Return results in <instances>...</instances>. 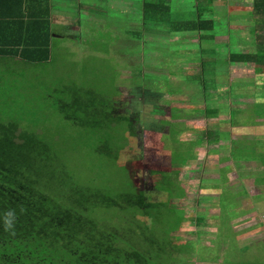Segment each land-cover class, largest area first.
I'll return each instance as SVG.
<instances>
[{"label": "trees", "instance_id": "obj_1", "mask_svg": "<svg viewBox=\"0 0 264 264\" xmlns=\"http://www.w3.org/2000/svg\"><path fill=\"white\" fill-rule=\"evenodd\" d=\"M252 1V10H258L257 4L263 0ZM26 2L25 7L15 1L17 10H25V13L12 15L10 33L0 31V209H22L14 232L0 231V264H181L182 258L186 259L195 249L188 239L172 235L183 218L178 210L166 206L174 196L173 188L166 189L168 199H161V204L145 206L141 200L143 190L129 187L119 194V201L118 193L101 194L97 189L101 185L96 176L93 178V170H77L75 161L83 147L100 153L101 145L107 160L118 163L120 151L125 147L130 149L129 143L111 139L116 148L109 153L104 135L118 134L107 127L120 119L125 122L128 119L118 112L119 100L114 97L99 99L95 91L78 94L70 91V86L59 89L62 95H54L57 81L52 79V73L55 69L47 67L55 51L49 0ZM148 5L157 7L153 2ZM144 11L147 14L153 10ZM158 11L153 12L154 17H158ZM191 21L193 28L201 24L199 11ZM203 21L208 25L209 20ZM250 55L242 52L241 56L233 53L229 57L241 60ZM56 77L63 81L61 76ZM77 139L80 141L76 142ZM122 140H128L124 131ZM75 142L79 146H74ZM135 155L132 153L125 158L126 162L133 159L130 163H134ZM157 169L152 171L153 175ZM135 171L138 170L131 166L130 173L135 175ZM160 175L163 183H154L156 189L165 190L163 186L167 181L175 185L173 174L167 179ZM133 182L137 183L134 178L130 183ZM225 199L224 192V205L219 208L218 217L230 208ZM195 204L198 205L197 200ZM124 207L126 209H122ZM167 208L173 218L155 222L146 245L139 238L142 232H136L138 218L135 214L151 218ZM203 219L204 215H196V224ZM224 221L228 222L229 233L242 225L240 222L231 224L227 218ZM255 226L249 224L241 228L240 241L248 240L243 238L244 231L248 230L247 235ZM225 260L228 261V257Z\"/></svg>", "mask_w": 264, "mask_h": 264}, {"label": "crops", "instance_id": "obj_2", "mask_svg": "<svg viewBox=\"0 0 264 264\" xmlns=\"http://www.w3.org/2000/svg\"><path fill=\"white\" fill-rule=\"evenodd\" d=\"M15 1L0 0V31L2 34L10 33L11 26L9 25L12 24V15L25 13V10H17ZM100 1L103 5L107 0ZM111 1L115 2L116 0ZM129 1L130 7L126 5V10L133 9L131 7L132 0ZM158 1L136 0L138 22L139 16L143 25L150 21L152 35L159 32L165 34L168 30L172 31V28L176 29L179 37L184 40L179 45L184 53L194 51L191 49L195 47V50L201 48L202 36H209L212 39L208 40L209 46L206 49L212 52L213 56L210 59L215 62H209L206 65L202 58L194 72H191V64L195 63L196 60L178 64L179 73L171 81L170 90L176 89L178 95L183 94V97L178 96L176 98V105L172 102V99L175 98H171L167 102L162 101L161 106L166 110L165 114L159 112L158 106V111H155L156 106H153L152 103L154 102L150 101L153 113L150 135L154 136L159 132L163 138V134L168 132L171 126L176 125L179 131L177 136L173 137V143L180 142L191 147L189 152H182L171 146L163 147L165 151L162 150V152L168 160L166 163L168 169H157L156 175L169 174V178H172L173 174L175 185H171L167 181L163 186L165 190H160L156 189V185L152 183V192L154 194L161 192V199H164L163 194L167 192L166 189L173 188L174 196L172 198L176 200L177 204L188 205L197 200L200 206L210 207L211 210L213 208L219 210L224 205L222 199L225 192L227 198L225 200L230 203L231 211L236 210L233 211L236 214L228 218L229 222L231 224L240 222L244 227L249 224H256V228L247 235L248 230L244 231L243 238L257 237L264 240V155H262L264 154V0L257 4L258 10H252V0H222L224 2L221 8L218 6L217 0ZM18 2L20 4L22 2L26 7V0H18ZM150 2L157 3V7H150L148 5ZM49 4L51 9L50 23L53 30L55 18L61 17L58 10H62L61 8L66 5V0H49ZM36 5L42 6L41 3ZM72 6L73 8H70V3L68 4V8L76 10V15L80 18L86 17L87 12L92 11V9H88L91 6L89 0H82V2L72 0ZM147 9L159 10L162 14L154 17L153 12L145 13L144 10ZM166 10H169V14L178 11L180 22L174 25L175 28L172 25L174 21L169 23L170 20L174 19L165 16ZM211 10L216 12L219 20L226 22L227 32H222L223 26L218 24L219 20L215 21L216 29L210 31L214 26V22L208 18V13ZM198 11L202 21L197 28H193L194 23L191 20L197 17ZM154 19H156V23H153ZM204 19L209 20L208 25L203 21ZM90 20L92 21L91 17ZM138 22L136 26H138ZM77 23L78 25L72 28L75 31L80 29L78 20ZM144 31H146V27L142 31L134 30L136 37H138L135 39L136 53H133L131 49L133 60L130 61V66L120 69L124 73L121 74L123 78L141 77L145 81H151L153 76H156L155 71L162 72L160 68L164 64L169 66L166 62H160L162 63L160 68L154 66V64L160 63L154 62L153 55H150V62L143 64L142 59L139 62V58H142L141 49L145 46L143 42H139V37ZM131 32L134 35L133 29ZM230 33H235L234 39L231 38ZM225 35H227V41L223 39ZM131 40L133 39L131 38ZM203 40L206 41L207 39L204 38ZM138 42L139 45H137ZM161 44V42L158 43L150 39L151 47H157L159 50ZM242 52L252 55L247 59L241 58V60L237 57L231 60L229 57L233 53H238L241 56ZM139 53H141L140 57ZM133 63L141 66L133 67ZM217 76L219 81L225 77V81L222 83L225 85L224 87L213 85L217 83L215 81ZM140 84L143 85L144 83L137 82L135 85L132 83L130 85L131 91L138 94L141 89V92L154 95L155 91H150V86H139L137 89L136 85ZM208 87H213L209 93L200 90ZM187 92L198 94L208 99V102L204 99L202 108L186 107L184 101L187 99ZM219 96L222 99L220 102H216ZM252 106H257V111H252L250 109ZM179 109L182 110L181 114L176 116V111ZM153 139L154 137L150 139V142ZM158 143L164 145L163 141H158ZM259 150H263V153H255ZM209 155L213 156V159H210ZM118 157V163L122 162L124 157ZM152 175L150 169V176ZM150 187L152 186L150 185ZM252 189L254 192L250 193ZM152 192L147 191L150 194H153ZM147 193L145 206H150L148 205L150 204V197ZM189 199L191 200L189 201ZM237 214V219L240 220L233 219ZM216 220L218 224L222 221L221 219Z\"/></svg>", "mask_w": 264, "mask_h": 264}, {"label": "rangeland", "instance_id": "obj_3", "mask_svg": "<svg viewBox=\"0 0 264 264\" xmlns=\"http://www.w3.org/2000/svg\"><path fill=\"white\" fill-rule=\"evenodd\" d=\"M80 1L82 2V0ZM158 2H163V0H159ZM216 2H218V6L221 8L224 1L217 0ZM69 3L70 8H73L72 0H66V5L61 8L62 10H58V12L61 14V17H56L55 22L53 23V31L55 32L53 47L55 51L51 54V60L47 64V67L48 69H55L52 73V79L57 81L54 95H62L59 89L64 86H70V91L78 94L85 93V91H95L94 94H96L97 98L99 99L101 97H114L119 100V102L116 103L117 110L128 120L125 122L120 119L119 121L114 122L111 126L107 127L109 130L117 131L118 134H112L109 132L108 134L104 135V137H106L104 139V143L108 149H110L109 153H112L116 148L113 147L114 143L112 140H115L118 143H129L128 146L130 149L125 147L119 153V156L124 157L122 160L124 163L132 153L133 155L136 154L134 157V163H130L134 161L131 159L130 161L126 162L125 165L119 166L118 164L107 160L106 154H104L101 150V145L100 153L97 151L96 153L92 152L90 147H83L78 160L75 161L76 165H78L77 170L79 169L86 172L90 169L93 170L94 174H92V176L93 178L94 176L98 178L101 187L100 189H97L101 191V194H104L108 191L112 192L113 194L118 193L116 199L119 201L121 200L119 194L124 192L129 187L134 188L135 186L137 190H143V198L141 200L145 205L147 200V191H153L152 183L159 182V185H161L160 183H163V180L160 179L159 175H152V177H150V169L151 171H154L157 168L168 169L166 165L168 160L162 152V150L165 151L163 147H175L177 150L182 152H189L191 147L180 142L173 143V137H176L179 131L176 125L171 126L170 130L163 134V138L159 132H157V134L154 136L150 135V127L141 128L138 126L137 113L134 110L129 111V109L132 107V102L134 99H138L141 102H154L152 103L153 106H156L154 110L158 111V106L159 112L164 114L166 110L161 106L162 101L167 102V100L175 98L172 99V102L176 105V98L179 95L176 92V89L173 88L170 90V84L174 79V76H178V64H185L196 60L195 63L191 64V72H194L202 58L204 59L206 65H208L209 62H215L213 59H210L213 56L212 52L209 49H206L209 46L208 40H211L212 38L207 35H203L202 38L207 40L204 41L202 39V46L199 48L201 49L200 52L199 49L195 50V47L191 49L194 51L184 53V51L181 50L179 46L184 40L179 37L176 29L172 28V31L168 30V32L165 34L159 32L155 35H152L150 32V21L144 23L143 25L141 17L139 16L138 22V16L136 14V0H132V10H126V5L130 7L129 0H120V2L119 0H116L115 2L107 0L103 5L100 0H89V5L91 6L88 9H92V11L87 12V16L82 18L76 15V10H70L68 8ZM155 11L156 10H153L152 12ZM161 14L162 13L160 11L156 13L157 16ZM90 17L92 18V21L90 20ZM167 18L174 19V24L172 23L174 28V25L176 24L175 21L180 22V20H178L180 19L178 11L170 12ZM208 18H211V21L214 22L213 29L210 30L214 31L216 29L215 21L219 20L216 16V12L214 10L209 11ZM77 20L80 24L79 31L72 29L78 25ZM137 22L138 26H136ZM156 22V19H154L153 23ZM171 22L172 21L170 20L169 23ZM218 24L223 26L222 32L228 31L226 28V22L220 19ZM144 27H146V31H144L146 33L142 32V36L139 37V42H143L145 46L141 49L142 58L140 57L141 53H139V62H141L142 59V63L146 64L150 62V55H153L154 62H166L169 66L165 64L162 66V63L154 64V66L158 68L162 66V68H160L162 72L155 71L156 76H153L151 81H145L141 77H133V79L123 78L121 77V74L124 73H122L120 69L129 67L130 61L132 62L133 60L132 51L133 53H136L135 39H138V37H136V31L134 32V30L138 29L139 31H142ZM132 29L134 35H132ZM194 34V36H196V33ZM230 36L232 39H234L236 35L235 33H230ZM131 38L133 40H131ZM150 39H153L158 43H162V46H159V50L157 47L150 46ZM223 39L227 41V35H225ZM192 40H194V38H192ZM139 42L137 45H139ZM133 64V67L141 66L138 64L136 65L135 63ZM56 76H61L63 81H59ZM217 78L218 76L215 79L217 83H214L213 85L224 87L225 85L222 83L225 81V77L221 81H219ZM137 82L144 83L143 85H136L137 89L139 86H150V91H155L154 95L152 96L146 92H141V89L138 94L132 92L130 85L132 83L135 85ZM212 88L213 87H208L207 89L200 90L208 91L209 93L211 92ZM191 93L192 92H187V99L184 101L186 104L185 106L202 108V103L204 102L205 98L198 94ZM179 97H183V94H181ZM217 99L218 101L216 102H220L222 97L219 96ZM205 101L208 102V99H205ZM250 109L252 111H257V106H252ZM181 111V109L177 110L176 116H179ZM59 119L62 121L61 117H59ZM63 123L65 124V121H63ZM69 123L72 122L69 121ZM127 126L128 130L126 129ZM123 131L124 134L128 136L129 140H122ZM119 133L121 140L119 139ZM84 134L87 133L84 132ZM59 135L64 136L65 134ZM152 137H154V139L152 142H150ZM161 139L164 145L158 143V141L162 142ZM78 141L80 140L77 139L76 142ZM95 141L96 138L94 137V142ZM76 142L74 146H79ZM255 153L262 154L263 150H259ZM139 155H141V158H139ZM209 158L213 159V156L209 155ZM164 161L165 163H163ZM130 165L132 166V169L135 168L138 170L135 171V175H132L134 172L130 173ZM164 175L167 179L169 174H162L160 176L162 177ZM179 176L180 172L178 174V178ZM183 177L187 178L186 176ZM132 178H134L137 183H130ZM150 185L152 187H150ZM252 192H254L253 189L250 190V193ZM152 193L153 194L147 193V195L150 197V205L154 204L157 206L158 204H161L160 200L162 198V193ZM163 195L164 198L168 199V196H166L165 193ZM190 200L191 199H189V201ZM162 205L165 206L166 204ZM166 206L173 207L174 209L178 210L179 214H182L183 217L178 230L173 232L172 235L178 236L179 239H188L191 243H194L195 252L187 254L186 259L182 258L180 262L181 264H264L263 239L250 238L248 240L240 241V238L243 236V232H240L239 230L244 227L243 224L238 226L235 230H232L230 233L229 230H227L226 226H228V222L226 221L227 224H225L224 219H228L233 216L229 213L231 208H226L227 213L219 215L218 217L216 216V214L219 212L217 208H213V210H211L210 207H204V205L200 206L199 204L196 205L194 202L188 205H184L182 203L179 205L176 203V200L172 198L169 200V202H167ZM122 209L126 208L124 207ZM233 211L236 210L233 209ZM196 215H204V219L199 224H196L195 222ZM126 217L127 219H133V217ZM167 217L168 219L165 220ZM237 217L238 214L235 215L233 219H237ZM135 218H138L135 221V225L137 227L136 232H142V235L139 238L143 239L147 245L150 241L149 230L155 224V222H160L161 220L169 221L173 218V215L168 213L167 208L161 210L159 214H154L150 220L146 214L140 213H136ZM216 219H221L222 221L220 223L222 225L218 224ZM221 239L224 240L225 243L223 242L220 244L219 241ZM223 245H225L224 249ZM220 248L223 249V251ZM225 257H228V261L225 260Z\"/></svg>", "mask_w": 264, "mask_h": 264}, {"label": "clouds", "instance_id": "obj_4", "mask_svg": "<svg viewBox=\"0 0 264 264\" xmlns=\"http://www.w3.org/2000/svg\"><path fill=\"white\" fill-rule=\"evenodd\" d=\"M133 110L137 113V122L141 128H148L151 126L153 123V113L150 102H141L138 99H134L129 111ZM20 211H22V209H16L13 207L0 209V231L8 232L10 234L13 233Z\"/></svg>", "mask_w": 264, "mask_h": 264}]
</instances>
